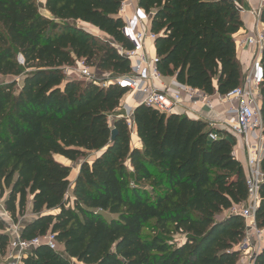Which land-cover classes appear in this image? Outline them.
<instances>
[{
  "label": "trees",
  "instance_id": "obj_1",
  "mask_svg": "<svg viewBox=\"0 0 264 264\" xmlns=\"http://www.w3.org/2000/svg\"><path fill=\"white\" fill-rule=\"evenodd\" d=\"M123 1L0 0V198L7 192L15 223L33 215L21 239L51 233L59 246L41 243L16 264H237L248 228L234 136L217 130L208 140L205 120L142 103L131 118L142 149L132 148L128 120L110 118L127 88L65 73L80 60L97 73H131ZM241 2L138 0L156 35L160 75L206 95L239 86ZM261 62L264 73V48ZM7 77L21 78L18 91ZM261 95L264 136V75ZM55 155L80 165L70 196L71 167ZM260 164L264 174V157ZM255 224L264 229V179ZM11 240L0 219V257ZM253 264H264V246Z\"/></svg>",
  "mask_w": 264,
  "mask_h": 264
},
{
  "label": "built area",
  "instance_id": "obj_2",
  "mask_svg": "<svg viewBox=\"0 0 264 264\" xmlns=\"http://www.w3.org/2000/svg\"><path fill=\"white\" fill-rule=\"evenodd\" d=\"M264 8V0H259V5L252 12L256 23H260V15ZM126 10L129 13H126ZM119 16L123 19L124 24L121 33L128 41L131 48L122 54L126 56L131 64V73L126 76H113L105 85L115 83L126 87L127 91L139 92L142 94V103L162 113H171L183 102L181 93H172L166 90L164 86H158L156 83L161 79L157 70V57L147 52V42L156 39L149 27L150 16L145 10L137 4L132 5L129 0L122 2ZM252 34L245 36L243 39L236 40L237 47H249L252 49L251 61L246 65L242 75V81L239 86L225 95H219L217 100L221 104L227 105L226 117L210 122L212 130L208 134V140H216L219 137L217 130H222L234 137H241L246 147L245 178L247 186L246 206L240 210L244 219L251 220L246 223L247 228L252 227L257 234L264 229H259L255 224V211L259 203V189L264 179L261 171L260 149L258 144H249L248 135L253 130L260 133L263 130L261 119V85L263 83V65L261 54L264 48V30L255 25ZM65 73L71 75L77 73L80 78L89 82L97 83L95 76L91 74L89 68L81 61V66L74 69L65 67ZM72 73V74H71ZM184 98L192 106H204L208 110H213L214 105L211 95L186 87L183 91ZM132 121H128L131 127ZM0 209L4 210L3 200L0 198ZM6 212V211H5ZM19 230L15 228L13 238L7 248L12 252L15 262L18 263L23 256L36 248L41 243L48 244L52 249L57 248V243L51 233L44 236L36 237L31 240H24L19 237ZM248 233L246 234L247 237ZM249 240V239H248Z\"/></svg>",
  "mask_w": 264,
  "mask_h": 264
},
{
  "label": "crops",
  "instance_id": "obj_3",
  "mask_svg": "<svg viewBox=\"0 0 264 264\" xmlns=\"http://www.w3.org/2000/svg\"><path fill=\"white\" fill-rule=\"evenodd\" d=\"M129 1L132 5H136L138 0H129ZM258 5H259V0H242L241 5H240V16H241V19L244 25L242 28L239 29L238 32L234 34L233 37L235 41L238 39H243L245 36L252 34V32L254 31L256 27L255 26L256 19L254 18L251 11L256 9ZM126 13L128 14L129 11L126 10ZM88 26L92 28V30H90L89 32L94 33L98 36L99 35L106 36L104 33L100 32L98 29H96L92 25L88 24ZM257 27L260 28L259 26ZM236 48H237L238 60L241 64L242 70L244 71V68L246 67V65L251 61L252 49L249 47L242 48V47H237V46ZM153 52H154L153 55H155V46H154ZM156 84L158 86H164L166 90L169 92L181 93V95L183 96V102L179 107L175 108L174 112L176 113L187 115L188 117L192 119L200 118V119L205 120L209 124L210 122H213L214 120L226 117L227 105L219 103V101L217 100L219 96L218 93H214L213 95H211L214 109L210 111L208 110V108L201 106V105L192 107L187 102V100L184 98V94H183V91L187 86L178 83L175 77L161 76V79L157 81ZM141 101H142V94H140L139 92H131V91L128 92L127 91L125 95L122 97L119 107L115 111H113V113L110 114L111 120L118 119V118H125L126 120L131 121L133 111L141 103ZM130 130H131V147L132 148L136 147L141 150L142 144L136 135V129H135L134 123L131 125ZM233 138H234V155L237 158V160L240 161V163L243 166V169L245 170L247 151H246V147L244 144V140L243 138L238 137V136L233 137ZM248 142L249 144H256V145L258 144V147L260 149V152H259L260 158L262 159L264 157V136L262 135V133H260L258 130L251 131L248 135ZM54 158L60 163L66 164L71 167L69 180L72 181L71 179H73V181H75L78 175V172H79L80 165L78 164V167L74 169L71 166L72 162L68 161L67 159L59 155H55ZM72 183L74 182H71V184ZM245 222L246 223L248 222L250 224L251 220H247V221L245 220ZM247 233H250V237H251L252 234L254 235L256 232L254 231V229H252V227H248ZM11 235L13 238L14 230L11 231ZM258 238L260 240L259 243L263 242L261 246L262 248L264 245V230L261 231L260 234H258ZM253 239L254 240L252 242L251 248H254V247L257 248L258 241H256L255 238ZM10 253L13 254L12 252L7 250L8 256L10 255ZM13 262L14 264L16 263L15 260L12 261V264ZM237 264L239 263L237 262Z\"/></svg>",
  "mask_w": 264,
  "mask_h": 264
},
{
  "label": "rangeland",
  "instance_id": "obj_4",
  "mask_svg": "<svg viewBox=\"0 0 264 264\" xmlns=\"http://www.w3.org/2000/svg\"><path fill=\"white\" fill-rule=\"evenodd\" d=\"M38 1L39 2H43V0H38ZM44 13H46V12H44ZM256 24H258V26L262 30H264V22H262L260 20V23L257 22ZM76 25L78 27H82L83 29L88 30V31L92 30V28L90 26H87L86 24H83V23H80V22H77ZM148 29H149V27H148ZM99 36H101L102 38H105V36H102V35H99ZM153 51H154V42L149 40L147 42V52H148V54L152 55V54H154ZM18 58H19V61L22 63V61L20 59L21 57L19 56ZM80 66H81V60L77 61L76 64L74 66H72V67L74 69H76V68H79ZM87 67L89 68V71L91 72V74L93 76H95V78L97 79V83H99L98 84L99 86H103V84L105 85L109 80L113 79V76H115V75H112V74H109V73H97L95 68L89 67V66H87ZM72 76H74L76 78H79V79H82V80H85L83 78H80L76 72L73 73ZM6 80L7 81L17 80L16 89L18 91V88H20V85H21V78L20 77H7ZM93 157H94V153H91L89 159H92ZM71 166H72V168L75 169V168L78 167V163H72ZM71 180H72L71 182H74L73 179H71ZM72 188H73V185H71L70 191L68 193L69 196L71 195ZM6 195H7V192L1 198L3 201L6 198ZM32 218H33V215L28 211L27 214H25L24 216L18 217V223H15L4 210L0 209V219L5 224V231L8 232L9 234H11V231L15 230V228L20 230L19 228H21V226L25 222H28ZM143 233L144 234H149L150 232H149L148 229L145 228L143 230ZM176 238H181V236L177 235ZM253 238H255V240L258 241V243H257L258 247L257 248L256 247L251 248L252 242L254 240ZM259 241L260 240L258 238V234H256V233L254 235L252 234L251 237H250V233H248L247 237L245 236V238L243 239V241L239 245V248L241 250V255H240V258H239V261H238L239 264H253L254 256L262 249L261 246H262L263 242L259 243ZM57 248L59 249V246H57ZM14 260L15 259L13 258V256L12 255L8 256V254L6 252L5 256L0 257V264H12V261H14ZM72 262H74L76 264H80V263L76 262L75 260H72ZM13 264H14V262H13Z\"/></svg>",
  "mask_w": 264,
  "mask_h": 264
},
{
  "label": "water",
  "instance_id": "obj_5",
  "mask_svg": "<svg viewBox=\"0 0 264 264\" xmlns=\"http://www.w3.org/2000/svg\"><path fill=\"white\" fill-rule=\"evenodd\" d=\"M125 57H126V56H125ZM126 58H127V57H126ZM20 59H21V61H23L22 58H20ZM140 104H142V102H141ZM140 104H139V105H140ZM262 131H263V130H262ZM261 133H262V132H261ZM113 138H114V136H113ZM255 212H256V211H255ZM18 232H19V237H20L21 230H19ZM258 253H259V252H258ZM258 253H257V254H258ZM257 254H256V255H257ZM256 255H255L254 258H253V263H254V260H255Z\"/></svg>",
  "mask_w": 264,
  "mask_h": 264
}]
</instances>
